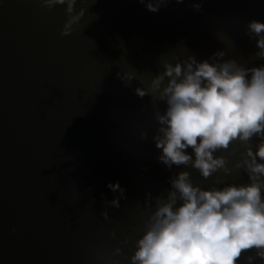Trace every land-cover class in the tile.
I'll return each instance as SVG.
<instances>
[{"label": "water", "instance_id": "95a60500", "mask_svg": "<svg viewBox=\"0 0 264 264\" xmlns=\"http://www.w3.org/2000/svg\"><path fill=\"white\" fill-rule=\"evenodd\" d=\"M65 8L0 0V264H130L147 194L153 205L166 197L170 178L187 170L205 188L250 182L235 165L246 147L255 151V136L214 153L230 175L169 170L152 139L166 105L135 89L187 55L223 50V60L264 65L246 34L249 20H264V0H168L157 12L140 0H77L85 12L68 35ZM125 71L136 73L130 87L117 76ZM116 181L127 196L119 208L107 204Z\"/></svg>", "mask_w": 264, "mask_h": 264}, {"label": "clouds", "instance_id": "9594fccd", "mask_svg": "<svg viewBox=\"0 0 264 264\" xmlns=\"http://www.w3.org/2000/svg\"><path fill=\"white\" fill-rule=\"evenodd\" d=\"M76 3L42 0L48 8L66 5L69 18L63 35L70 34L84 15L83 8L75 11ZM140 3L157 12L168 0ZM193 7L199 10L202 4ZM246 34L256 40V56L264 58V20H249ZM225 55L221 50L205 60L195 55L165 60L148 86L140 84L135 93L141 98L150 96L154 108L160 102L166 105L163 112H155L152 139L161 150L158 159L169 170L183 165L199 170L205 179L220 169L230 175L225 157L214 153L228 150L235 140L248 145L255 136L259 140L255 151L246 147L243 159L235 165L247 172L250 182L205 188L194 183L187 170L170 178L166 197H156L153 205L147 194L148 215L130 264H240L242 254L249 250L255 254L247 255V264H256L257 258L264 264V65L245 68L234 59L223 60ZM117 76L129 87L136 79L135 72H118ZM139 135L146 139L148 133ZM107 187L119 193L107 204L119 208L120 199H127L126 189L119 181ZM108 215L107 210L102 213L105 219ZM121 251L115 249L117 255Z\"/></svg>", "mask_w": 264, "mask_h": 264}]
</instances>
